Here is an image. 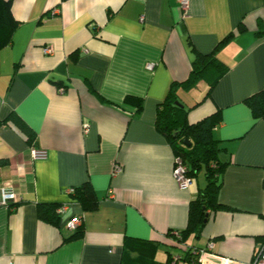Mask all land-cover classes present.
I'll return each instance as SVG.
<instances>
[{"label":"crops","instance_id":"crops-1","mask_svg":"<svg viewBox=\"0 0 264 264\" xmlns=\"http://www.w3.org/2000/svg\"><path fill=\"white\" fill-rule=\"evenodd\" d=\"M12 14L19 25L0 47V188L18 201L0 206V264H136L127 238L155 241L159 263L183 255L176 234L203 186L179 187L157 111L196 54L212 51L228 68L211 93L202 80L177 94L189 122L219 111L218 200L228 208L187 241L214 242L201 264H252L264 245V117L247 99L264 89V0H190L187 15L177 0H12ZM86 181L97 209L70 192ZM42 204L68 208L51 223Z\"/></svg>","mask_w":264,"mask_h":264},{"label":"trees","instance_id":"trees-1","mask_svg":"<svg viewBox=\"0 0 264 264\" xmlns=\"http://www.w3.org/2000/svg\"><path fill=\"white\" fill-rule=\"evenodd\" d=\"M19 25V21L12 14V0H0V47L9 40L10 33ZM244 31V27H240ZM233 34L226 37L218 46L228 40ZM4 37V38H3ZM227 65L218 57L216 51L209 53L198 52L193 61L192 71L189 77L183 82L175 83L167 98L159 105L157 111V124L159 129L168 136L176 155H181L188 167V174L197 180L198 173L204 170L206 183L199 188L196 198L190 204V216L185 229L176 234L179 245H185L183 255L178 258L169 252L164 263L154 259L156 254V242L139 238H127L125 253L127 259L132 257L131 251H136V264H201L199 261V250L201 248L189 245L188 237L199 236L203 227L207 224L214 211L221 208H228L218 200V193L222 185V173L226 163L219 158L222 149L220 141L214 136V129L220 123L219 111L212 113L199 121H188V108L179 102L178 87L191 88L199 81L205 80L208 83L209 95L218 80L226 73ZM134 96H127L126 100L136 102L137 110L142 108V102ZM256 116L264 117V89L255 93L247 99ZM21 126L20 119H17ZM24 128V127H22ZM34 136L28 135L30 140ZM185 140L190 145L185 144ZM3 162L0 161V164ZM70 192L87 209L94 210L99 206L95 190L91 182L72 187ZM60 206V205H59ZM58 205H45L39 207L43 219L57 223ZM207 219V221H206ZM74 237L82 234V226L74 230ZM134 258V260H135ZM126 259V260H127ZM180 259V260H179ZM185 262V263H183ZM127 264L128 260H127Z\"/></svg>","mask_w":264,"mask_h":264},{"label":"built area","instance_id":"built-area-1","mask_svg":"<svg viewBox=\"0 0 264 264\" xmlns=\"http://www.w3.org/2000/svg\"><path fill=\"white\" fill-rule=\"evenodd\" d=\"M177 2L179 3L180 7L184 10V15H187L189 10L190 0H177ZM44 51L46 53H51L52 48L51 47L45 48ZM148 67L151 69L153 65L149 64ZM60 90L64 91V88H61ZM84 129L85 131L89 130L88 122H84ZM31 155L34 159L46 158L47 151L44 149L33 148L31 151ZM114 168L116 172L122 170L120 165H115ZM174 176L181 189H188L194 183L193 178L188 174V167L185 164L181 155H176ZM17 201H18V195L14 190L9 189L7 187L0 188V206L9 207L17 203ZM67 208L68 206L66 204L59 206L57 209L58 214L65 212ZM82 220L83 218L81 216H75L67 223V226L69 229L75 230L82 224ZM213 248H214V242L211 241L210 243H208L207 248L200 249L199 261L202 262V255L206 253L208 250H211ZM252 264H264V245L256 253Z\"/></svg>","mask_w":264,"mask_h":264},{"label":"rangeland","instance_id":"rangeland-1","mask_svg":"<svg viewBox=\"0 0 264 264\" xmlns=\"http://www.w3.org/2000/svg\"><path fill=\"white\" fill-rule=\"evenodd\" d=\"M197 177L199 178V182L201 183L202 186L205 185L206 183V179H205V172L204 170H202L201 172L198 173ZM158 260H165V254L163 253H158V257H157ZM185 263V262H183ZM185 264H188V263H185Z\"/></svg>","mask_w":264,"mask_h":264},{"label":"water","instance_id":"water-1","mask_svg":"<svg viewBox=\"0 0 264 264\" xmlns=\"http://www.w3.org/2000/svg\"><path fill=\"white\" fill-rule=\"evenodd\" d=\"M185 144L190 145V142L188 140H185ZM207 221V219H206Z\"/></svg>","mask_w":264,"mask_h":264}]
</instances>
